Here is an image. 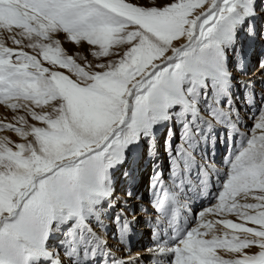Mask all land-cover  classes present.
I'll return each mask as SVG.
<instances>
[{
  "label": "rangeland",
  "instance_id": "374dc122",
  "mask_svg": "<svg viewBox=\"0 0 264 264\" xmlns=\"http://www.w3.org/2000/svg\"><path fill=\"white\" fill-rule=\"evenodd\" d=\"M206 2L0 0V186L8 208L18 207L32 175L47 172L19 207L31 213L46 239L15 236L8 223L16 215L2 223L8 210L0 209L2 238L22 246L20 262L11 256L12 249L0 250L2 264H58L61 259L48 252L54 246L68 248L67 264H238L223 253L239 241L226 240L222 222H245L248 212L259 219L258 226L246 221L251 228L233 234L237 239L243 232L247 243L259 245L252 255H261L252 264H264L259 235L264 230V61L257 76L251 74L264 58V0H233L236 12L214 34L204 26L211 7L197 18L191 43L171 51ZM222 7L223 0H215L217 14ZM168 53L166 62L130 89ZM101 105L114 112L109 125L120 127L102 146L50 169L96 144L107 125L83 135L74 120L82 110ZM169 125L176 130L173 158L160 166L165 173L160 174V197H166L169 207L146 209L154 224L141 236V225H134L132 217L143 207L115 199L118 205L106 212L99 201L113 197L111 185L125 191L130 177L149 181L155 167L146 161L145 144L155 134L163 147L161 136ZM253 129L260 131L258 136L250 134ZM56 132L66 142L54 154H45L39 144ZM238 147H246L247 156L228 184L220 160L231 148L236 154ZM191 186L189 197H179ZM98 214L114 235L121 225L131 226L128 235L137 243L116 249L104 241L95 259L82 261L79 238L100 232ZM54 236L58 238L47 245ZM69 236L72 241L61 245ZM242 257L239 253L234 259Z\"/></svg>",
  "mask_w": 264,
  "mask_h": 264
},
{
  "label": "bare ground",
  "instance_id": "6f19581e",
  "mask_svg": "<svg viewBox=\"0 0 264 264\" xmlns=\"http://www.w3.org/2000/svg\"><path fill=\"white\" fill-rule=\"evenodd\" d=\"M212 5H213V0H207L206 4H204L202 7L197 8L195 10L193 18H192V20L189 24V27H188L189 31L186 34H184L177 41L176 46L174 48H172L171 51H173L174 49H176L178 47H182V46H185V45H188L189 43H191V41L193 40L192 32H193V28L196 25L197 18L201 14H203L204 12L208 11L212 7ZM170 53L166 54L165 56L160 58L158 61L154 62L151 66H149L145 71H143L140 74V76L132 82L130 89L133 90L134 86L137 84L136 82H140L143 78L147 77L150 73H152L156 69V67L161 66L164 62H166V60L169 59ZM261 55H262V52H261ZM262 56L264 57V54ZM245 61H246V58L243 60V63H245ZM263 61H264V58L261 61L257 62L256 68L251 73L253 77L257 76L259 71L262 70L263 67H260V65L263 64ZM168 84L169 83H164V87H167ZM248 103L249 104L251 103L250 99L248 100ZM101 104H103V103H101ZM23 110H25V109L23 108ZM235 110H236V108H235ZM25 111H27V110H25ZM113 113L110 109H108L106 107V105H101V106H99L98 109L82 110L75 117V120H74L75 121V127L77 128L76 130L80 131V133H82L83 135H86V134L93 133V131H95L97 129L98 125H100V124H102L105 127L107 125L106 129L104 130L103 134L100 136V138L97 140V142L94 146L87 148V149H85V150H83L77 154H74L73 156H71L69 158H63L61 160L54 162L52 164V166L50 167V169L55 167L56 165L64 162V161H66V160H70V159L75 158V157H81V155L86 154V152L91 151V150H93L99 146H102L104 143H106L108 141V139L113 135V133L120 127V125H113V126L109 125L114 120L115 115ZM15 114L18 115L16 112H15ZM239 119H240V117H239ZM241 122L243 124L245 123V121H243V120ZM0 124H2V122ZM247 130H249V129H247ZM155 133H157V132H155ZM258 133H260L259 130L253 129L250 134L252 136L254 135V137H256V136H258ZM14 134H16L19 137H21L20 135H22L19 132H16ZM63 136L64 135L61 134L60 132H56L54 134V136H51V139H46V141L49 140V141H47V143L39 144L41 146V148H39V145H38V148L41 149V151L43 149L45 154L46 153L54 154L57 151V149H59L62 146V144L66 142ZM175 137H176V130L172 125H169L163 131L162 136H161V141H163V147H162V145H160V142L157 141V135L155 136V134L147 140V142L145 144V151H146V155H147L146 161L151 163L155 167V169L152 170L153 173L150 176L149 181L147 180L144 182V178L142 179V177L139 180L137 179L138 177H136L134 180H131L130 179L131 177H130L129 179L125 180L126 184L129 183V186L127 189L125 188L126 189L125 191L116 190L114 188V185H111L110 192L112 193L113 197L107 198L105 200L102 199L99 201V205H101L103 203L102 208H104V210H106V212L108 211V208L112 207V205H115V206L118 205V202H116L118 199L119 200L120 199H126L127 201H125V202L122 201V202L126 203L125 205H129L131 207L136 206V204H139L140 207H143L140 212L137 211L132 217V219L134 221V225H136V224L141 225L139 227V231H140L139 233L141 234V236L146 235V232L148 230H150V228L153 227V224H154V223L151 224L148 221L149 216H151V215L147 214L148 210L146 211V209L156 210L159 207L160 210L164 211V210L168 209V207H169V203L165 201L166 197L165 196L160 197V190L162 189V187H164L163 186V180H161L162 177H160V174L165 175L164 172L163 173L160 172V169L164 168V166H165L164 165V159L167 158L170 162L171 159L173 158V153H174L173 140L175 139ZM46 141L44 139L43 143ZM216 145H217V143L214 142V148L211 151V157L215 156ZM237 150H236L237 153L235 154L234 149L231 148L229 150L228 154L226 156H224L223 158H221V160H220L221 164H223V166H224L223 167L224 169L222 170L223 173H221V176L224 178V180L226 179V181H228V184L234 178H236V177H233L232 174H234L236 171H238L239 169L242 168L243 164L245 163L244 158L247 156L248 149L246 147H238ZM23 162H24L23 165H25V159H23ZM160 166H161V168H160ZM214 167H215V169L220 168L218 165H215ZM143 170H141V172H140L141 176L144 173ZM44 172H39V173L32 175V177L30 178L29 184H28V188L26 189L25 193L19 199L18 207H15L13 209L8 208V205H9L8 197L5 194L4 187L0 186V209L8 210L7 215L4 218H2L1 221H2V223H7L5 221L8 218H10L13 214L16 215V218L12 222L8 223V228H9L10 232L15 234V236L21 235V234H28V235L34 236L36 239H39L41 242H43L46 239V233L41 230V227L36 222V220L31 215V213L28 210H25V209L20 210V208H19L20 204L23 202V199L25 198V196L30 192V189H31L33 183L36 181V179L38 177L45 175V174H43ZM45 173H47V172H45ZM219 175H220V172H219ZM193 176H195V175L193 174ZM202 178H204V177L202 176ZM56 181L62 185L66 184L65 181L61 180V179H58ZM126 184H124V185H126ZM192 188H193V186L189 187L188 190L186 189L187 190L186 192L182 191L180 194L181 196H179V197H182V198L189 197L188 194L190 193ZM207 188H209V186L206 187L205 195H207L206 194ZM210 195H211V191L208 193V197H210ZM113 198H114V200H113ZM115 199H117V200H115ZM179 201L182 202V200H179ZM150 210H149V212H150ZM98 217H99V222L102 223L101 227L99 226L100 232L99 231L97 233L96 232H94V233L87 232V233L82 234L79 238V243H80V245H82V248H83V250H82L83 254H82V258H81L82 261H84L88 257H92V256L94 257L93 259H95V256H96L95 252H96V250L100 249V244H102V242H104V241H106L110 245H114L116 247V249H121L122 244H124V243H125L124 247H127L128 244L132 245V244L137 243V241L134 242V240H135L134 237H131V235H128L127 230L131 226L121 225L120 227H118V230L115 232L116 235H114V232H112L110 227L108 228V224H105V221H106L104 219L105 216L102 214H98ZM243 218H245V220H244L245 222L247 221L249 223H252L253 225H255V223H256L258 226V223H259L258 220L259 219L255 218L253 213L248 212L244 215ZM245 222H242L240 220L238 222V220H231V219H225L222 222V224L227 228L225 231L226 232L225 235L227 237L226 240H228V241H237L238 240L239 241V242L235 243L237 246L234 250H230L229 248H227L223 251V253H225V255L230 257L229 260H231V261L235 260V262H237L238 264H246V263L252 264L255 262V259L253 260L251 258V257H253L252 254L255 253V248H251L255 242L254 243L253 242L247 243L245 234L243 232L239 233L237 239L233 234V232H235L236 230H247L248 231L251 227H249L248 224ZM259 235H261L260 239H262V241L264 242V237H262L264 235V230H263V233L259 234ZM129 236H130V238L128 239ZM57 238H58L57 236H54L52 240L47 241V245H52V242L54 240H56ZM70 241H72V238H70V236L67 238H64L63 242H61V245H66V243H69ZM145 241H146V239H144V241H142L140 243H144ZM54 245H55V243H54ZM39 248H41V247H39ZM107 248L109 249L110 246ZM67 249L64 247L62 248L61 246H58L57 248L54 246V247H50L48 252L53 251V254L56 257H59L61 259V261L58 264H67L68 258L64 254V250H67ZM11 251H12L11 256L14 257L15 261L20 262V258L22 256L21 252L19 250H16V249H12ZM122 252L124 253L125 251L122 250ZM122 252H120V253H122ZM239 253H241L243 257L245 256L249 260L244 261L243 257H242L241 258L242 260L236 261V259H234V258H237V256H239ZM260 255L261 254H257V255H255V257H258V256L260 257ZM17 260H19V261H17ZM229 264H235V263L229 262Z\"/></svg>",
  "mask_w": 264,
  "mask_h": 264
},
{
  "label": "snow or ice",
  "instance_id": "6c2138e0",
  "mask_svg": "<svg viewBox=\"0 0 264 264\" xmlns=\"http://www.w3.org/2000/svg\"><path fill=\"white\" fill-rule=\"evenodd\" d=\"M236 12V5L233 3V0H223V7L220 9L219 14L215 12V0H213L212 8L208 13L205 14L206 17V23L205 28L209 29L210 34H214L217 29L219 28L221 22L226 21L227 19H231L232 15ZM211 17L210 19H207V17ZM211 35H209L208 38H210ZM177 86V84L175 85ZM174 86V87H175ZM3 234L0 233V250L5 249H21V244L18 240H9L7 243L2 238ZM256 251H259V246H253ZM252 259H256L255 255L251 257ZM2 264V262H0Z\"/></svg>",
  "mask_w": 264,
  "mask_h": 264
}]
</instances>
